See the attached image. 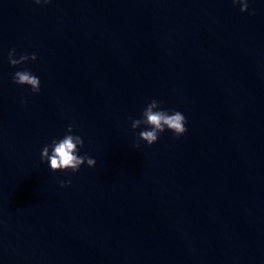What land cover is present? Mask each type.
Instances as JSON below:
<instances>
[{
    "label": "water",
    "instance_id": "water-1",
    "mask_svg": "<svg viewBox=\"0 0 264 264\" xmlns=\"http://www.w3.org/2000/svg\"><path fill=\"white\" fill-rule=\"evenodd\" d=\"M247 2L0 0V264H264V0ZM13 48L36 61L10 67ZM25 69L38 94L11 82ZM153 99L187 131L134 147ZM69 125L96 165L52 173L41 150Z\"/></svg>",
    "mask_w": 264,
    "mask_h": 264
},
{
    "label": "clouds",
    "instance_id": "clouds-1",
    "mask_svg": "<svg viewBox=\"0 0 264 264\" xmlns=\"http://www.w3.org/2000/svg\"><path fill=\"white\" fill-rule=\"evenodd\" d=\"M31 2L37 6L47 5L50 0H31ZM233 7L237 4L240 5L239 11L243 14L248 11L249 4L247 0H231ZM249 15H255V12H249ZM15 48L10 49L8 52V64L10 67H18L29 61L35 62L37 55L21 54L19 58L15 57ZM13 84L26 87L30 89L31 94H38L40 91V79L38 76L32 74L29 70L25 69L17 71L12 76ZM21 105L25 104V100L20 101ZM186 118L179 112H169L162 108L161 102L153 99L146 103V106L138 119H134L131 122V130L133 132L136 129L143 126L144 130L140 131L134 147H138L139 142H143L146 146L155 144L160 134L166 130L172 134V139H178L183 136L187 129L185 127ZM73 127L69 125L66 129V134L60 138H52L51 141L46 144L40 153V162H47L48 169L52 173L56 172H71L77 173L81 166H86L91 169L96 165V160L87 155H79V150L83 146V139L78 135H73ZM71 181L61 182L59 187L64 188Z\"/></svg>",
    "mask_w": 264,
    "mask_h": 264
}]
</instances>
